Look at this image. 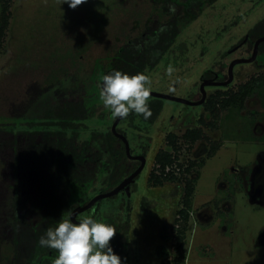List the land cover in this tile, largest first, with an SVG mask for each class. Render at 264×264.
Listing matches in <instances>:
<instances>
[{
  "label": "rangeland",
  "instance_id": "374dc122",
  "mask_svg": "<svg viewBox=\"0 0 264 264\" xmlns=\"http://www.w3.org/2000/svg\"><path fill=\"white\" fill-rule=\"evenodd\" d=\"M65 2L13 0L11 25L0 56V128L27 131L25 117L41 104L46 90L53 84L59 86L66 75L74 74L91 78L89 103L94 116L85 122L87 130L82 138L90 139L93 132H111L117 118L104 107L99 85L103 74L113 70L111 63L118 52L130 40L142 36L156 4L152 0H87L72 9ZM263 21L264 0H217L183 30L159 64L145 72L150 77L152 92L197 102L203 76L211 78V73L216 72L227 77L233 61L251 58L253 49L249 43L242 49L240 44ZM236 48L239 50L233 53ZM169 68L173 71L169 72ZM233 75V85L207 89V97L216 91L236 90L251 77L264 75V52L259 49L253 63L237 65ZM149 103L160 106V112L151 115L153 123L142 115L130 114L118 126L126 133L133 155L147 160L133 184L131 197L120 193L101 201L97 214L92 211L81 215V219L91 216L100 221L114 218L121 230L129 215L131 264H165L174 257L175 246L170 237L176 212L181 208L183 186L168 183L154 188L148 181L156 155L171 152L168 135L182 137L202 116L211 120L201 105L188 106L152 97ZM220 122V131H206L212 141L224 144L210 160L206 159L210 151L208 142H199L190 149L180 141L182 164L207 160L197 183L186 264H264V203L250 189L261 171L264 175V170L259 169L264 160V89L247 103L244 112H225ZM3 141L8 140L0 135V143ZM12 158L6 149L0 148V203L4 205L11 196L8 186L13 183L14 168L9 167ZM136 167L140 165L131 166V170ZM196 173L195 170L191 178H198ZM105 178L73 188L69 196L71 208L84 206L106 193L109 184L102 183ZM37 221L28 220L30 225ZM3 231L0 264L24 263L25 256L19 258L22 251L15 250L12 244L14 235L10 234L12 228L6 220L0 222V233ZM120 233L124 236V232ZM25 242L21 241V246ZM25 247L23 254L32 251ZM50 262L44 260L42 264Z\"/></svg>",
  "mask_w": 264,
  "mask_h": 264
},
{
  "label": "trees",
  "instance_id": "16d2710c",
  "mask_svg": "<svg viewBox=\"0 0 264 264\" xmlns=\"http://www.w3.org/2000/svg\"><path fill=\"white\" fill-rule=\"evenodd\" d=\"M152 1L156 4V10L145 24L142 36L130 40V44L118 52L111 63L113 70L129 74H146L145 72L152 71L171 50L183 30L217 0ZM12 3L13 0H0V56L11 25ZM249 36L252 50L255 42L264 37V21L251 31ZM263 50L264 43L260 46V53H263ZM105 74L107 73L103 75ZM90 80L91 78L74 74L66 75L59 81V86L53 84L46 90L41 104H37L29 117H25L28 122L27 131L0 128V135L8 140L3 141V146L1 142L0 148L13 155L9 167L14 168L13 183L8 186L11 196L9 195L5 205L0 203V222L6 220L11 225L10 234L14 235L12 244L15 250L22 251L19 258L25 256V262L18 264H42L44 260L50 262L58 255L56 250L40 247L38 241L47 229L54 227L59 220L70 218L69 213L75 210L69 202L73 188L84 187L90 182L100 181L101 177L105 176L101 182L109 184L107 192H110L138 168L132 171L131 166L140 165V162L128 158L123 141L113 134L112 129L109 134L93 132L90 139L82 138L87 130L85 122L94 116L89 103ZM263 89L264 75H259L251 77L236 90L216 91L203 105L205 112L211 115V120L207 121L202 116L197 125L187 129L182 137L176 134L168 135L171 152L161 151L156 155L155 166L148 181L150 186L160 188L168 183H176L183 186L184 194L170 237L175 246V255L165 264H186L189 252V224L201 170L206 166L207 160L214 158L224 145L221 141H212L206 131H220L223 113L244 112L247 103ZM150 107L152 115L154 114L152 117L160 112L159 105L150 104ZM144 120L153 123L154 119L149 117ZM118 132L126 136L124 131L118 129ZM180 141H184L190 149L199 142H208L210 151L207 160L193 161L186 166L182 164L179 157ZM195 170L198 178L193 179L191 177ZM132 187L133 185L131 189ZM219 202L217 200V203ZM100 203L87 213L100 212ZM128 203L130 212V200ZM32 218L38 221L30 225L28 220ZM108 218L103 222L115 225L118 231L110 245L122 260L126 258V264H131L128 243L130 216L128 215L126 222L121 225L123 231L114 218ZM24 226L26 235L23 234ZM120 231L124 232V236ZM4 233L5 231L0 233L2 238ZM21 241L25 242L27 248H32L30 253L23 254L25 245L21 246Z\"/></svg>",
  "mask_w": 264,
  "mask_h": 264
},
{
  "label": "clouds",
  "instance_id": "9594fccd",
  "mask_svg": "<svg viewBox=\"0 0 264 264\" xmlns=\"http://www.w3.org/2000/svg\"><path fill=\"white\" fill-rule=\"evenodd\" d=\"M86 2L66 0L65 3L75 9ZM99 87V97L112 117L126 119L130 114L142 115L144 119L151 117L152 84L143 72L129 74L113 70L102 77ZM74 215L69 213L70 217ZM117 232L115 225L91 216L79 222L65 218L48 228L38 244L56 250L58 255L53 264H126V258L122 260L110 245Z\"/></svg>",
  "mask_w": 264,
  "mask_h": 264
},
{
  "label": "water",
  "instance_id": "95a60500",
  "mask_svg": "<svg viewBox=\"0 0 264 264\" xmlns=\"http://www.w3.org/2000/svg\"><path fill=\"white\" fill-rule=\"evenodd\" d=\"M263 43H264V37L259 39L256 42L252 57L250 59H238V60L233 61V63L230 65V68H229V80H227L226 82L203 83L201 86V94H202L203 98L199 102H190V101H186L183 99H179V98H175L172 96H168V95L160 94V93H155V92L151 93V97L156 98V99H160V100L174 101V102L185 104L188 106L203 105L207 100V92H206L205 88L207 86H215V87H228V86H230L234 81L233 71H234L235 67L237 65H240V64H249V63L255 62V60L257 59L258 53H259V48ZM237 49L238 48H236L233 51V53L236 52ZM122 121H123V119L117 118V120L115 121V123L112 126V132L118 139L123 141L125 148H126V153H127L128 158L132 161L140 162L141 165L132 175H130L128 178H126L120 185H118L112 191L107 192V193H101V194L97 195L96 197H94L88 204L76 208L72 212L75 215L70 217L75 222H79L80 220H78V217L80 215H82V214L88 212L89 210L93 209L97 205V203H99L103 200L112 199L122 192H125L128 197H131V186L135 183L138 176L142 173V171L146 167V164H147L146 157L132 155L131 147H130V144H129L126 136L118 132V126L120 125V123Z\"/></svg>",
  "mask_w": 264,
  "mask_h": 264
},
{
  "label": "flooded vegetation",
  "instance_id": "af4514ba",
  "mask_svg": "<svg viewBox=\"0 0 264 264\" xmlns=\"http://www.w3.org/2000/svg\"><path fill=\"white\" fill-rule=\"evenodd\" d=\"M261 39V38H260ZM250 41H251V39H250V37H247L246 38V40L243 42V43H241L240 45V48L239 49H242V47H244V45H248V43H250ZM255 44H256V42H255ZM255 44L253 45V47H255ZM250 45V44H249ZM238 49V50H239ZM260 49V48H259ZM237 50V51H238ZM236 51V52H237ZM253 51H254V48H253ZM232 54V53H231ZM253 54V53H252ZM251 57H252V55H251ZM232 64V63H231ZM229 68H230V65H229V67H228V74H227V77H223V76H220V75H218L216 72H212L211 74V78H205V76H203L202 77V79H201V84H200V91H201V86H202V84L203 83H212V82H226L227 80H229ZM233 83H234V81H233ZM233 83L231 84V85H233ZM230 85V86H231ZM241 85V84H240ZM229 87V86H228ZM228 87H215V86H207L205 89H206V91H207V89H224V88H228ZM200 96H201V98L200 99H198L197 100V102H199V101H201L202 100V98H203V96H202V94L200 93ZM207 99H208V97H207ZM207 101V100H206ZM204 105V104H203ZM203 105H201V106H203ZM204 109V108H203ZM264 159V158H263ZM263 163H264V160L262 161V165H263ZM141 165V164H140ZM261 165V166H262ZM259 167V169L260 170H264V167L262 166V167ZM263 177H264V175H263V171H261L260 172V176L259 177H257V179L255 180V183H253V184H251V186H250V189L252 188V192H253V194L255 193V194H258V196L260 197L259 198V200L258 201H263L262 203H264V192H263V188H264V183H263V185H262V181H264L263 180ZM262 186V187H261ZM80 220H81V216H79L78 217Z\"/></svg>",
  "mask_w": 264,
  "mask_h": 264
}]
</instances>
